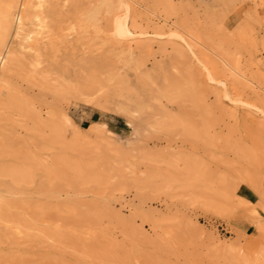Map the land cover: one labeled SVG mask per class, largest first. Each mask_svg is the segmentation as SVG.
<instances>
[{"label": "rangeland", "instance_id": "obj_1", "mask_svg": "<svg viewBox=\"0 0 264 264\" xmlns=\"http://www.w3.org/2000/svg\"><path fill=\"white\" fill-rule=\"evenodd\" d=\"M113 1L127 38L101 15L0 82V264H239L264 240V0Z\"/></svg>", "mask_w": 264, "mask_h": 264}, {"label": "bare ground", "instance_id": "obj_2", "mask_svg": "<svg viewBox=\"0 0 264 264\" xmlns=\"http://www.w3.org/2000/svg\"><path fill=\"white\" fill-rule=\"evenodd\" d=\"M45 3L46 0H0V82H5L7 72L10 71L19 55L31 54V64L37 70L42 63L40 57L45 50L53 49V46L59 42L64 46L63 50L65 51L69 42L68 38L72 33L82 39L88 29L98 30L101 15H113V31L116 37L124 39L132 34L127 23L129 5L125 2L116 6L113 0H95L79 11L73 21L66 24L62 23L63 20L53 23L47 20L43 11ZM167 35L181 39L188 47L191 46V42L186 40L179 31L170 30ZM10 37L17 40L16 45H12ZM187 37L189 40L198 41L190 34H187ZM130 40L133 38L130 37ZM57 50H59L58 47ZM202 68L208 71L205 64L202 65ZM218 83L222 82L218 81ZM231 102H238V98H232ZM248 110L251 112V117L260 116L263 113L255 105H248ZM47 125L54 128L51 120L47 122ZM80 128L87 131L96 130L97 121H92ZM8 143L7 141L2 145L7 146ZM13 163L17 169L14 181L18 185L21 177L20 157L14 156ZM66 170V168H61L60 173L68 175L70 172ZM262 241L259 245L248 244L249 247L244 254L240 255L239 264H264V240Z\"/></svg>", "mask_w": 264, "mask_h": 264}]
</instances>
